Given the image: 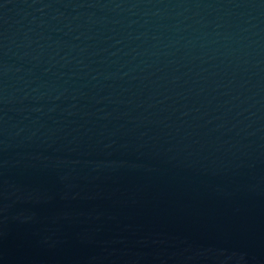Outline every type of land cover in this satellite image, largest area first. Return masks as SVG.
Instances as JSON below:
<instances>
[{
	"label": "water",
	"instance_id": "obj_1",
	"mask_svg": "<svg viewBox=\"0 0 264 264\" xmlns=\"http://www.w3.org/2000/svg\"><path fill=\"white\" fill-rule=\"evenodd\" d=\"M0 264H264V0H0Z\"/></svg>",
	"mask_w": 264,
	"mask_h": 264
}]
</instances>
